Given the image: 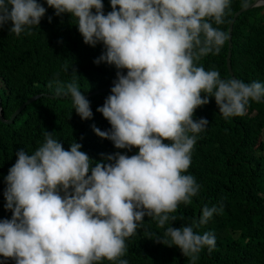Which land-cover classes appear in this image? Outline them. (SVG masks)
<instances>
[{"label":"trees","instance_id":"trees-1","mask_svg":"<svg viewBox=\"0 0 264 264\" xmlns=\"http://www.w3.org/2000/svg\"><path fill=\"white\" fill-rule=\"evenodd\" d=\"M0 0V264H264V4ZM209 0H175L181 16Z\"/></svg>","mask_w":264,"mask_h":264},{"label":"water","instance_id":"water-1","mask_svg":"<svg viewBox=\"0 0 264 264\" xmlns=\"http://www.w3.org/2000/svg\"><path fill=\"white\" fill-rule=\"evenodd\" d=\"M96 6L97 8L105 15L107 16L111 23L115 26L117 32H118V35L121 39V42H122V62H121V68H120V71L118 73V75L115 77V79L109 83L107 86H105L104 88L100 89V90H97L95 92H98V91H101V90H104L106 87L110 86L112 83L115 82L116 79L120 78L121 74L123 73L124 71V66H125V58H126V42H125V37H124V34L120 28V26L117 24V22L110 16V14L107 12V10L102 6V4L98 1V0H91ZM216 0H209L203 7H201L200 9H198L197 11H195L194 13L190 14V15H185V16H181L179 15V13L177 12V8H176V4H175V0H173V12L176 14L177 17L179 18H182V19H188V18H192L196 15H198L199 13L203 12L204 10H206L208 7H210L211 5L214 4ZM264 4V0H253L251 3L239 8L238 10H236L229 22V25H228V49H227V55H226V66H227V69H228V72L229 74L231 75L232 79L239 84L238 80L235 78V76L233 75V71L231 69V64H230V57H231V47H232V42H231V37H232V27H233V23H234V20L235 18L240 14L242 13L243 11L251 8V7H254V6H257V5H262ZM240 85V84H239ZM242 86V85H240ZM248 94H250L254 99L264 103V97L261 96L260 94L256 93V92H253L252 90L248 89V88H245L243 87ZM37 97V95H34V96H31L30 98H28L25 102H23L11 115L8 119H5L3 118V116L1 115V112H0V120L3 121V122H6V123H9L11 122L12 118L17 114L19 113L24 107L26 104H29L31 101H33L35 98ZM1 111V109H0Z\"/></svg>","mask_w":264,"mask_h":264},{"label":"bare ground","instance_id":"bare-ground-1","mask_svg":"<svg viewBox=\"0 0 264 264\" xmlns=\"http://www.w3.org/2000/svg\"><path fill=\"white\" fill-rule=\"evenodd\" d=\"M108 12V11H107Z\"/></svg>","mask_w":264,"mask_h":264}]
</instances>
